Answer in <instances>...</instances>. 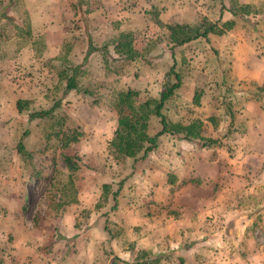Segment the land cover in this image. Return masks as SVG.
<instances>
[{
    "label": "rangeland",
    "instance_id": "374dc122",
    "mask_svg": "<svg viewBox=\"0 0 264 264\" xmlns=\"http://www.w3.org/2000/svg\"><path fill=\"white\" fill-rule=\"evenodd\" d=\"M238 1L252 5L256 13L235 18L224 10L219 19V0H17L12 5L8 0H0V195L14 187V193L24 196L22 218L30 229L35 225L42 232L44 239H39L40 252L49 253L53 259L67 258L74 264L91 261L86 253L89 239L84 224L91 218L89 213L94 211L107 218L112 213L111 219L106 221L108 233L111 239L122 236L123 241L121 244L116 242L113 250L108 240L103 242L101 249H95L93 264H118L121 260L117 254H125L127 260L122 262L126 264L153 262L158 255L167 258L159 259L156 264L165 260L172 262V256H167L169 251L164 252V244L134 250L135 242L131 239H139L140 228H126L124 223L119 227L113 221H119L117 206L122 195H128V198L136 195L127 205L135 204L140 216L149 218L153 205L149 162H156L158 158L160 162L156 163L162 166L168 181L173 175L171 168H179L174 163L178 159L174 161V157L179 156L180 147L189 143L194 146L198 142H187L177 135L165 133L158 137L156 147L145 159L126 158L121 150L108 145L116 121V114L106 105L108 98L100 102L75 92L62 95L63 79L59 78L58 72L65 63L82 64L80 82L96 87L104 98L114 90L122 89L136 91L141 101L157 98L174 83V78L169 70L173 62L166 36L153 22V15L168 24L193 25L207 19L221 26L226 21H234L230 30L220 35L209 34L207 41L197 39L175 48V71L180 73L182 84L166 102L163 114L167 121L182 124L207 120L204 115L214 112L219 115L226 104L231 113L239 114L240 106L246 102L239 93L249 94L251 90L264 96V91L260 90L264 87L249 83L240 88L230 74L235 48L241 53L245 48L253 51V55L264 61V0ZM223 4L227 6V0H223ZM3 14L5 16L1 17ZM16 24L24 29L29 25L30 36H23L15 28ZM123 32L133 34L134 47L143 57L134 62L109 58L111 69L118 70L116 74L105 66L98 51L82 63L87 39L100 49ZM64 44L68 46L65 60L58 58ZM245 87L249 89L246 92ZM195 93L199 94L197 104L193 103ZM17 100L28 101L21 113L15 107ZM204 100L209 110L204 109ZM55 102H59V106L48 117L28 119V113L47 110ZM159 130L158 119L152 117L147 133L151 136ZM24 131L26 135L22 136ZM60 133H76L78 141L63 147ZM19 141L30 158L17 154ZM173 146L176 155L172 153ZM64 156L70 157L78 166L70 178ZM136 162L140 164L137 170L144 174L141 178L134 175ZM104 184L109 187L107 198L102 193ZM118 188L113 198L112 193ZM77 196L92 201L98 198L93 208L90 206L93 202L78 205L77 233L66 239L63 233H58L55 218L65 209L62 206L68 205V201L73 204ZM60 200L67 203L62 204ZM3 214L2 208L0 219ZM145 222L148 220L142 221L143 236L149 230ZM253 236L257 245L264 249V231ZM57 243L62 248H58ZM125 251L132 253L126 256Z\"/></svg>",
    "mask_w": 264,
    "mask_h": 264
},
{
    "label": "crops",
    "instance_id": "0c3cea01",
    "mask_svg": "<svg viewBox=\"0 0 264 264\" xmlns=\"http://www.w3.org/2000/svg\"><path fill=\"white\" fill-rule=\"evenodd\" d=\"M253 53L246 48L243 53L234 49L230 74L240 88L249 83L264 87V61ZM248 90L244 88L245 92ZM249 91V94L239 93L246 101L240 106L239 114L231 113L226 104L219 115L214 112L204 115L207 120L201 119L203 136L213 139V144L182 145L180 158L173 146L174 161L178 159L174 163L179 167L171 168L175 176L173 185L167 183L162 166L156 163L159 159L153 156L157 161H150L148 168L152 181L149 187L153 191L149 218H142L135 204L127 205L136 195L121 196L122 201L117 206L119 221L113 222L119 227L124 223L126 228H140L139 239H131L135 242L134 250L164 244V252L169 251L167 256H172V262L165 260L159 264H264V249L253 236L264 231V96ZM202 105L209 110L206 100ZM211 118L215 119L214 123ZM139 165L136 162L133 171L135 177L141 178L144 174L137 170ZM11 189L0 195V209L5 212L0 219V264H74L67 258L53 259L49 253L40 252L42 232L35 225L30 229L24 223L21 213L25 198L14 193V187ZM96 198L92 201L77 196L75 203L68 201V205H63L65 209L55 218L58 233H63L66 239L76 234L78 205L93 202L90 205L93 208ZM111 214L107 218L94 211L89 213L91 218H87L84 227L89 239L86 253L91 261L85 264L94 263L95 249H101L103 242L108 240L113 250L116 242L123 241L122 236L111 239L105 231ZM143 220H148L145 224L149 229L144 236L141 233ZM58 248H62L60 244ZM132 252L124 253L127 256ZM116 256L121 260L118 264H126L122 262L127 260L125 254ZM156 257L167 258L165 255Z\"/></svg>",
    "mask_w": 264,
    "mask_h": 264
},
{
    "label": "trees",
    "instance_id": "16d2710c",
    "mask_svg": "<svg viewBox=\"0 0 264 264\" xmlns=\"http://www.w3.org/2000/svg\"><path fill=\"white\" fill-rule=\"evenodd\" d=\"M17 0H8L9 4L16 2ZM220 1V17H222V12L224 10L228 11L233 17H244L251 14H255L252 5L241 4L238 0H227V6L223 4V0ZM5 16L4 14L1 16ZM153 22L162 30V33L166 36L167 47L171 53L172 65L170 67V73L173 75L174 83L167 86L157 98H151L146 100H139L138 93L131 89H122L118 91H113L110 96L105 95V98L101 96L96 87H89L88 85L82 84L79 80L82 76V64H69L65 63L61 71L58 72L59 78L63 79L62 95H66L70 92H75L81 96L92 98L94 101H105L107 107L114 111L116 114L115 130L113 132L111 140L108 142L109 147L121 150L122 154L126 158H131L132 160H142L145 159L149 152L154 150L156 147V141L158 137L165 133H170L172 135H177L180 139L187 142H199L202 146L211 145L215 141L213 139L203 136L204 127L201 120H195L190 124H182L179 122H169L163 114V108L166 102L174 95V92L182 84V77L179 72L175 71L176 61L174 59V50L177 47H181L187 43L195 41L197 39L208 40L209 34L220 35L225 30H230L234 21H226L221 26L218 22H211L207 19H203L197 24H168L162 23L157 17L153 15ZM13 22L12 24H14ZM15 28L19 30L23 36H30V27L27 28L15 25ZM62 53L60 57L63 60L68 56V46L64 44L61 46ZM98 51L100 57L103 59L105 66L109 71L117 73V69H111V64L109 63V58L113 61L118 62H134L138 58L143 57V54L137 51L134 47V38L131 32L119 33L116 37L107 41L102 45L100 49L94 46L92 40L87 39V50L85 56L82 59V63H85L89 56L94 52ZM59 54V53H58ZM64 55V56H63ZM109 55V56H107ZM264 91V89H260ZM97 93V94H96ZM100 95V96H99ZM198 93H195L193 97V103H198ZM226 100V99H225ZM224 100V101H225ZM28 101L17 100L15 103L16 110L21 113L26 109ZM59 106V102H55L49 109L41 110L36 112L28 113V119H43L48 117L53 113ZM229 109V108H227ZM232 115V114H231ZM154 117L158 119L160 124V130L154 135H149L147 133L148 123L151 118ZM232 119V118H231ZM230 119V120H231ZM213 123L214 118L210 119ZM61 134V142L63 147H67L70 143L78 141V134L74 133L71 135ZM26 135L24 131L22 136ZM16 152L18 155L24 158H30V154L24 149L21 141L16 145ZM63 161L69 171V178L72 172L78 170V166L73 160L64 156ZM175 180L174 175L168 177V184H173ZM197 181V179H194ZM198 182V181H197ZM120 186V185H119ZM109 187L107 184L102 185V193L105 198L109 194ZM117 191L112 193L113 198L116 196ZM62 204H66L67 201L60 200ZM75 202V201H73ZM60 205V203H59ZM114 207V206H113ZM105 231L108 232L107 226H105ZM109 234V233H108ZM110 236V234H109ZM153 261V260H152ZM159 258L153 262H146L144 264H156Z\"/></svg>",
    "mask_w": 264,
    "mask_h": 264
}]
</instances>
